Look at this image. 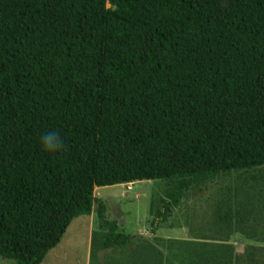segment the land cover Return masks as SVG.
<instances>
[{
	"label": "trees",
	"instance_id": "16d2710c",
	"mask_svg": "<svg viewBox=\"0 0 264 264\" xmlns=\"http://www.w3.org/2000/svg\"><path fill=\"white\" fill-rule=\"evenodd\" d=\"M263 165L264 0H0L2 258L39 264L95 187L166 179V221ZM96 212L104 249L135 238Z\"/></svg>",
	"mask_w": 264,
	"mask_h": 264
},
{
	"label": "rangeland",
	"instance_id": "374dc122",
	"mask_svg": "<svg viewBox=\"0 0 264 264\" xmlns=\"http://www.w3.org/2000/svg\"><path fill=\"white\" fill-rule=\"evenodd\" d=\"M166 179L95 187L105 217L135 238L104 249L97 202L72 219L39 264H264V165L190 187L166 221L155 220ZM0 264H16L0 256Z\"/></svg>",
	"mask_w": 264,
	"mask_h": 264
},
{
	"label": "clouds",
	"instance_id": "9594fccd",
	"mask_svg": "<svg viewBox=\"0 0 264 264\" xmlns=\"http://www.w3.org/2000/svg\"><path fill=\"white\" fill-rule=\"evenodd\" d=\"M42 145L47 151H55L60 148V139L55 132H48L42 136Z\"/></svg>",
	"mask_w": 264,
	"mask_h": 264
}]
</instances>
